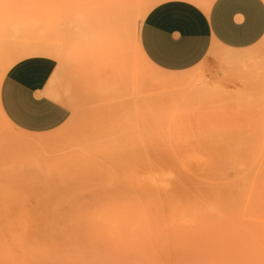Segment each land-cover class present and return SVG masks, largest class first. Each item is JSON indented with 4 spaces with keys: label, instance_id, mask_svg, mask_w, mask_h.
Instances as JSON below:
<instances>
[{
    "label": "rangeland",
    "instance_id": "1",
    "mask_svg": "<svg viewBox=\"0 0 264 264\" xmlns=\"http://www.w3.org/2000/svg\"><path fill=\"white\" fill-rule=\"evenodd\" d=\"M99 1L0 0V26L17 37L13 48L33 51L7 58L0 47V74L13 61L20 77H45L49 89L67 92L68 100H59L70 112L61 126L42 134L20 132L0 117V264H6L2 222L16 199L6 201V189H31L56 173L69 177L77 166L84 174L83 158L103 145L110 150L114 119L121 118L137 128L128 157L121 155L114 168L97 157L110 174L97 170L87 179L88 194L91 186L109 192L121 186L156 211L162 201L178 199L181 186L190 207L200 201L215 209L211 215L198 207L202 212L165 210L153 217L152 238L163 252L152 260L264 262V36L239 51L212 47L191 69L168 73L136 52L140 24L153 20L168 0H142L144 14L133 15L118 40L99 34ZM39 48L66 57L40 55ZM233 52L248 55L240 74L224 62ZM183 75L188 78L174 86L153 84ZM26 138L45 140L28 147L21 143ZM226 186L232 190L225 195ZM25 200L33 206V198ZM182 250L188 256L181 257ZM241 250L259 254L236 253Z\"/></svg>",
    "mask_w": 264,
    "mask_h": 264
},
{
    "label": "bare ground",
    "instance_id": "2",
    "mask_svg": "<svg viewBox=\"0 0 264 264\" xmlns=\"http://www.w3.org/2000/svg\"><path fill=\"white\" fill-rule=\"evenodd\" d=\"M210 1L212 0H204L203 6L205 7ZM142 4V0H100L98 31L101 38L103 40L121 39L125 30L123 27L129 23L131 17L144 14ZM0 29V47H6L7 58H10V53L11 58H18L26 56L27 52H33L32 49L28 50L29 48H26L27 51L20 49L18 44L16 48H13L14 39L17 40V37L7 28L6 32L2 26ZM38 52L40 55L60 59L66 57L59 52L40 48ZM136 52L145 63L154 67L145 59L138 42ZM247 56L244 52L228 53L225 55L224 62L232 68L234 73L240 74L239 64L244 62ZM65 60L71 62L69 59ZM15 68L13 61H7L6 69L0 74V81L5 74H18L19 71ZM187 78V75L177 78L164 76L153 84L165 88L174 86ZM51 94L54 98L68 100L67 92L62 89L52 90ZM6 123L8 124L7 120ZM136 131V126L129 119H114L111 138L107 145V149L110 150H105L106 146L103 145L97 154L94 152L83 158L86 162L83 171L86 174H82L81 167L77 166L69 177L63 172L56 173L52 177V179L56 177L54 180L38 182L31 189H6V201L16 198L13 203L9 201L12 206L6 208V217L2 222L1 239L4 240L6 264H264V262L256 261L162 262L152 260L154 255L163 252L152 238V222L153 220L155 222V217L158 218L165 210L181 214L189 210L203 211L209 215L215 210L213 206L206 207L200 201H196L190 207L181 186L177 188L178 199L162 201L157 207L159 210L156 211H150V207L143 206L142 200L137 204L129 191L121 186H116L110 192L91 186L93 190L90 194L87 193L89 186L86 181L91 180L97 170L104 176L110 174H107L108 169L103 168L100 162L98 163L97 157L103 158L114 168L120 163L121 155L128 157L129 153L126 150ZM43 140L45 139L26 138L21 143L29 147ZM186 172L181 170L180 173L185 176ZM189 173L194 174V170ZM199 173L201 170H198ZM230 190H232L230 186H226L222 193L226 195ZM143 194L148 195V190H144ZM26 198H33V206L25 204ZM198 207L203 210L200 211ZM188 253V250H182L180 254L183 255L180 256H188ZM191 253L196 254V251ZM210 253L213 252L209 251L201 255L207 256ZM236 253L259 254L255 250H241Z\"/></svg>",
    "mask_w": 264,
    "mask_h": 264
},
{
    "label": "crops",
    "instance_id": "3",
    "mask_svg": "<svg viewBox=\"0 0 264 264\" xmlns=\"http://www.w3.org/2000/svg\"><path fill=\"white\" fill-rule=\"evenodd\" d=\"M168 0L154 19L143 21L137 42L154 68L183 72L212 47L243 50L264 36L262 0ZM45 77L5 74L0 81V117L16 130L42 134L61 126L69 108L51 94Z\"/></svg>",
    "mask_w": 264,
    "mask_h": 264
}]
</instances>
